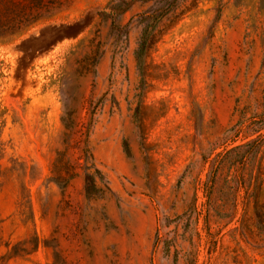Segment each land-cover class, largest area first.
I'll list each match as a JSON object with an SVG mask.
<instances>
[{
    "label": "rangeland",
    "instance_id": "obj_1",
    "mask_svg": "<svg viewBox=\"0 0 264 264\" xmlns=\"http://www.w3.org/2000/svg\"><path fill=\"white\" fill-rule=\"evenodd\" d=\"M7 1L45 17L0 42V264H264V0H176L142 70L140 16L171 0L119 44L110 0Z\"/></svg>",
    "mask_w": 264,
    "mask_h": 264
},
{
    "label": "trees",
    "instance_id": "obj_2",
    "mask_svg": "<svg viewBox=\"0 0 264 264\" xmlns=\"http://www.w3.org/2000/svg\"><path fill=\"white\" fill-rule=\"evenodd\" d=\"M137 0H110L105 9L99 12V15L104 17L106 20L111 22V31L116 39V44H119L121 38L126 36L128 33V25L118 22V18L124 15L132 6V4ZM141 1H151V0H141ZM157 1V0H155ZM161 1V0H158ZM176 0H171L165 2L157 11L153 13H144L140 16L139 23L142 24V31L138 46L134 52V56L137 61V65L140 70L143 69L145 64V59L149 49L154 43V30L157 23L167 15L175 5ZM7 0H0V42L5 43L10 40V37L21 34L26 28L42 20L45 15H33L31 17H26L17 14L21 11L16 5H9ZM46 0H33L26 8L24 12L31 11L35 12L40 8H44V3ZM16 13V15H12ZM11 14V15H10ZM38 14V13H37ZM40 14V13H39ZM65 127V119H63ZM74 124V123H73ZM73 126V125H72ZM88 140L86 139V143ZM250 143H245L244 145L235 146L231 151H236L239 148L251 145ZM87 150V161L90 166L94 169L93 172L86 173V195L91 197L92 195L99 194L102 189L97 185V177L103 181L105 179L102 170L97 167L94 159L93 153L89 148ZM124 151L128 156H131V149L129 142L124 140ZM230 151V152H231ZM257 150L250 149V154H256ZM71 178V177H70ZM60 187H64V184L56 177H52ZM252 180L257 181L260 185L264 181V166L258 165L255 173L252 174ZM260 188V187H259ZM257 187V190L259 189ZM256 199L254 201V209L256 215V225L259 230V234L264 238V203L258 201V192H256ZM176 261V259H175ZM189 264H195V259Z\"/></svg>",
    "mask_w": 264,
    "mask_h": 264
}]
</instances>
